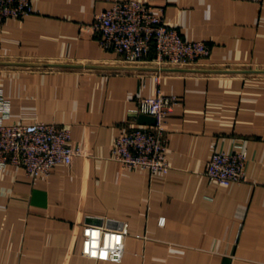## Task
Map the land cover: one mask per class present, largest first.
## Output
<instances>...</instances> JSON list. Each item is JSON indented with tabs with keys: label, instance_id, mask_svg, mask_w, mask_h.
<instances>
[{
	"label": "crops",
	"instance_id": "crops-1",
	"mask_svg": "<svg viewBox=\"0 0 264 264\" xmlns=\"http://www.w3.org/2000/svg\"><path fill=\"white\" fill-rule=\"evenodd\" d=\"M116 0H32L0 22L6 121L71 129L85 154L31 177L0 166V264H264V0H143L210 55L196 66H158L105 50L88 31ZM160 88L171 168L151 173L111 158L138 100ZM244 148L247 181L210 182L215 150ZM127 223L120 262L81 253L86 224Z\"/></svg>",
	"mask_w": 264,
	"mask_h": 264
},
{
	"label": "built area",
	"instance_id": "built-area-1",
	"mask_svg": "<svg viewBox=\"0 0 264 264\" xmlns=\"http://www.w3.org/2000/svg\"><path fill=\"white\" fill-rule=\"evenodd\" d=\"M34 11L32 0H0V22L24 17ZM87 29L105 50L125 59L145 60L151 52L158 66L203 64L210 55V46L202 40H185L180 31L157 14L154 6L143 0H116L112 6L94 15ZM176 94L160 88L153 96L138 100L135 114H148L153 124L129 122L111 146V158L126 168H143L151 173H167L168 159L166 122L180 104ZM11 100L0 88V166L14 165L28 176H48L57 164H70L85 154L80 144L71 143V129L54 122L6 121ZM248 153L244 148L215 150L205 168L210 182L221 185L247 181ZM98 234V235H97ZM127 223L119 227L86 224L83 227L81 253L99 260L120 262L125 252ZM107 243V247H106Z\"/></svg>",
	"mask_w": 264,
	"mask_h": 264
},
{
	"label": "water",
	"instance_id": "water-1",
	"mask_svg": "<svg viewBox=\"0 0 264 264\" xmlns=\"http://www.w3.org/2000/svg\"><path fill=\"white\" fill-rule=\"evenodd\" d=\"M252 72H264V70H250ZM139 123L141 124H153L155 122V118L151 115L141 113L139 114Z\"/></svg>",
	"mask_w": 264,
	"mask_h": 264
},
{
	"label": "clouds",
	"instance_id": "clouds-1",
	"mask_svg": "<svg viewBox=\"0 0 264 264\" xmlns=\"http://www.w3.org/2000/svg\"><path fill=\"white\" fill-rule=\"evenodd\" d=\"M98 235V234H97ZM108 245H107V243H106V247H107Z\"/></svg>",
	"mask_w": 264,
	"mask_h": 264
}]
</instances>
